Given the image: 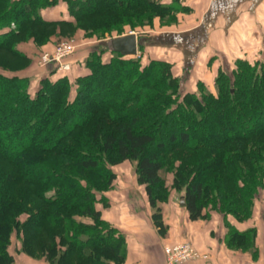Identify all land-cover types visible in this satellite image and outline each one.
I'll return each instance as SVG.
<instances>
[{"label":"trees","instance_id":"16d2710c","mask_svg":"<svg viewBox=\"0 0 264 264\" xmlns=\"http://www.w3.org/2000/svg\"><path fill=\"white\" fill-rule=\"evenodd\" d=\"M66 1L77 19L109 7L176 8L155 0ZM56 2L0 0V50L24 59L15 47L19 34L71 24L69 19L43 17L41 10ZM96 2L102 3L92 6ZM143 46L139 44L136 57L108 46L115 54L109 62L102 61L94 49L86 61L90 72L76 80L75 97L67 76L46 78L32 93L27 77L6 73L8 66L0 63V264L14 262L8 251L14 232L31 255V243L38 241L39 252L51 263H122L125 236L107 226L87 190L90 186L82 184L83 180L91 184L90 174L100 168V157L94 152L73 153L77 146L86 147L87 140L108 155V162L136 161L137 180L145 186L162 236L167 232L159 204V190L165 185L166 162L158 151L162 149L179 161L173 166L172 185L184 191L180 199L190 219L203 218L207 209L237 221L252 216L255 199L264 190V60L238 59L231 71L218 72V95L202 87L200 92L187 93L186 101H178L184 91L173 75L172 62L151 59L142 64ZM105 107L119 111L112 115L109 131H103L102 120L92 122L96 116L108 115L102 112ZM114 176L107 171L99 177L108 186ZM78 214L92 218L97 231L77 222L73 217ZM71 226L79 230L72 231ZM227 226L228 246L254 248L255 228L242 232L233 224ZM72 254L84 261L73 262Z\"/></svg>","mask_w":264,"mask_h":264},{"label":"crops","instance_id":"0c3cea01","mask_svg":"<svg viewBox=\"0 0 264 264\" xmlns=\"http://www.w3.org/2000/svg\"><path fill=\"white\" fill-rule=\"evenodd\" d=\"M162 3H175L188 10L179 9L174 24L145 35L142 44L164 48V59L168 61L169 54H178V59L183 62L184 76L216 77L221 69L232 70L236 60L253 62L264 53V0H162ZM61 4L63 2L42 9L43 17L68 19V8ZM140 206L145 212L137 214V210L131 213L129 210L128 216L124 205L119 202L110 209H101L103 218L124 229V264H167L165 245L183 241L191 242L209 257L182 264H264V235L261 231L255 238L256 257L251 256L248 249L226 244L225 221H230L242 232L248 229V221L240 222L231 215L219 213H212L209 219L192 220L185 207L173 204L164 206L167 232L162 236L147 199ZM12 254L13 264H49L44 258L35 259L17 250Z\"/></svg>","mask_w":264,"mask_h":264},{"label":"rangeland","instance_id":"374dc122","mask_svg":"<svg viewBox=\"0 0 264 264\" xmlns=\"http://www.w3.org/2000/svg\"><path fill=\"white\" fill-rule=\"evenodd\" d=\"M155 1L158 4H164L162 3V0ZM60 2H63L61 6H67L69 17L68 19L72 21L71 24L56 26V29L51 30H44L45 28H39L37 30L33 29V33L28 31L32 33V35H28L27 32L19 34L17 41L14 40L16 41L15 47L20 52V54L26 56V58L24 59L20 58L19 56H15L13 51L10 52L6 50H0V63L8 66V69H6V73L27 77L29 79L30 91H32V93L37 92L41 85L44 84V79L46 78H58L60 76H67L70 83L74 85L71 95L72 97H75L77 93V90L75 89L76 80L79 76L84 75V73L90 72L87 68L86 61L88 59V56L91 54V52H93L94 49L98 50V54H100L102 61L109 62L115 56V54L112 53L108 48L109 40L112 37L122 35L131 31H135L138 35H148L149 33H155L162 27L168 25L171 26L172 24H174L178 19L179 12L178 4L175 3L173 5L176 8L171 11H156L150 9L144 4H139L134 7L122 10L115 9L116 7H109L104 11L97 12L94 16H88L85 19H77L73 15L72 11L69 10V4L66 0H57L55 4L48 7L57 6ZM100 3L102 2H96V4H93L92 6L100 5ZM185 10L188 9L185 8ZM102 42L104 43V45L100 46V43ZM68 48L73 49V52L65 54V56H63V62L69 63V68L65 70L57 69V72L54 73H51L50 70H47L49 67H46L43 63L44 55H52L58 52L60 49L66 50ZM11 50H13L12 47ZM142 53L143 54L141 56V62L145 65L149 63L151 59H164L165 49L157 45H147L143 46ZM139 55L140 54L136 56ZM169 55L168 58L173 65V75L175 77H178V79L181 81V87L184 91L182 94L183 98L180 97L178 101H186V98L184 96L187 93L200 92L202 87L205 90H210L212 93L218 95V89L216 86V79L218 78L217 76L206 77L204 75L200 76V78L193 76H184L182 74L183 62L178 59L179 55L176 53H172V55ZM257 59L264 60V53H262V55H259ZM1 69L3 68L0 67V70ZM121 78L120 81L122 83V80L125 78L124 76H122ZM125 82L126 80L123 81V84ZM109 83L112 87H115V84L113 82ZM104 111L108 113V115H106L107 117L105 116L103 118H100L102 116L99 115L94 117L92 122H95L98 119L102 120L103 131H109L113 129L114 124V122L112 121V115L114 113H119V111L116 109L114 112H112V107H105L102 112ZM157 137H159V135ZM89 143L90 142L87 140L85 144L87 146L80 148L81 150H79L77 146L76 149H74L73 153L82 154V152H94L98 157H100L98 158L101 164L100 168L96 172H92L90 174L91 184H89V181H82L83 185L90 186L87 188V190H89L92 194L96 206L99 209L106 210L108 208L110 209L113 204L115 205L119 202V204L124 205L126 216H128V214H130L131 212H134V209L135 211L137 210V214L145 212L141 209L140 205H142V201H144V199H147L148 202L149 200L145 190V186L143 184H140L137 180L136 161L124 160L115 164L108 162V155L103 152L100 147H95L93 144ZM158 151L159 157H162L166 162L165 168L162 172L165 180V185L159 190L162 193V200L159 202V204L164 215V206L174 204L177 207H184V205L179 204V201H181L180 197L182 193H184V191L177 190L172 185V179L175 171L173 166L174 164L175 166L179 165V161H173V155L175 154H168V151L164 149ZM112 157L116 158L114 154L112 155ZM107 171L108 173H114L115 176L111 184H109L108 186H103L105 178L103 179L99 176H102L103 173L107 174ZM106 177H108V175H106ZM35 202L37 201L35 200ZM129 210L130 213H128ZM206 212L207 215L203 217L205 219H209L212 213H218L215 210L208 209L206 210ZM25 216L26 215L23 214L21 218H24ZM73 218L77 222L89 226V231H97L96 222H94L92 218L82 214L75 215ZM104 221L105 223H107V226L111 225L115 227L116 232L121 235H125L123 232L124 229L121 226H117L113 221L106 218H104ZM244 221H248V228L256 229V234L257 232L261 231L264 235V190H261L259 195L255 199L252 216ZM227 224L232 225V223L230 221H225V226L228 230ZM71 228H75L72 231L76 229L79 230L78 226H71ZM45 240H47L46 244L51 247L52 244L50 243V240ZM60 243L61 242L57 243L58 246L60 245ZM31 244H33V255L27 253V251L24 250L22 241L20 240L16 232H14L11 243L8 246V251L12 254V252H15L17 250V252L23 255L35 259L44 258L49 264H55L51 263L46 255L39 252L38 241H34V243ZM248 253L251 256L256 257L258 255V248L256 247V245L254 246V248L248 247ZM73 256V262L78 259L84 261V258L80 255L74 254ZM108 256L111 257L112 255L109 254ZM125 260L126 252L123 251V260L121 264H124Z\"/></svg>","mask_w":264,"mask_h":264},{"label":"built area","instance_id":"2783aa9c","mask_svg":"<svg viewBox=\"0 0 264 264\" xmlns=\"http://www.w3.org/2000/svg\"><path fill=\"white\" fill-rule=\"evenodd\" d=\"M73 52V49H60L58 52L50 55L45 54L43 63L46 67L54 66L56 69L65 70L69 68V63L63 62V56ZM167 264H182L189 260L208 258V253H202L191 242L183 241L174 244H168L164 247Z\"/></svg>","mask_w":264,"mask_h":264},{"label":"water","instance_id":"95a60500","mask_svg":"<svg viewBox=\"0 0 264 264\" xmlns=\"http://www.w3.org/2000/svg\"><path fill=\"white\" fill-rule=\"evenodd\" d=\"M143 37L138 36L135 31H131L122 35L112 37L109 40V47L118 53L125 56H136L139 54V44L142 43ZM181 204L184 205L185 201L182 199Z\"/></svg>","mask_w":264,"mask_h":264}]
</instances>
